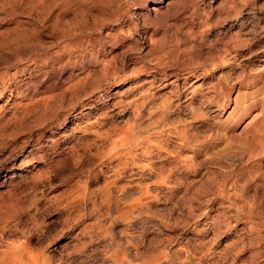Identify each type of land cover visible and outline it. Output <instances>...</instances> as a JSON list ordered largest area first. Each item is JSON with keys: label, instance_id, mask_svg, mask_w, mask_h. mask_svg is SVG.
I'll return each mask as SVG.
<instances>
[{"label": "rangeland", "instance_id": "374dc122", "mask_svg": "<svg viewBox=\"0 0 264 264\" xmlns=\"http://www.w3.org/2000/svg\"><path fill=\"white\" fill-rule=\"evenodd\" d=\"M8 247L264 264V0H0V260Z\"/></svg>", "mask_w": 264, "mask_h": 264}, {"label": "bare ground", "instance_id": "6f19581e", "mask_svg": "<svg viewBox=\"0 0 264 264\" xmlns=\"http://www.w3.org/2000/svg\"><path fill=\"white\" fill-rule=\"evenodd\" d=\"M219 60V59H218ZM219 62V61H218ZM90 76V75H89ZM37 79V78H36ZM194 90H192L191 92H193ZM76 93V92H75ZM143 101H145V100H143ZM134 102V101H133ZM146 103V105L148 104L147 102H145ZM136 104V103H135ZM141 104V103H140ZM151 104V103H150ZM130 105H132V104H130ZM143 106L145 105L144 103L142 104ZM142 105L140 106V105H135V107H134V105H133V114H134V116H135V118L137 119H140V120H143L144 122H146V123H150V124H152V123H155V117L153 116V112H152V110H153V108H152V106L149 108V110L147 111V112H145V110L144 109H141L142 108ZM145 105V106H146ZM141 108H140V107ZM145 106H144V108H145ZM166 106V105H165ZM171 106V105H170ZM132 107V106H131ZM156 108V107H155ZM163 108V107H162ZM167 109H168V107H166ZM162 111H163V109H162ZM154 112H155V110H154ZM165 114V113H164ZM120 115V114H119ZM166 115V114H165ZM164 117V116H163ZM159 120V119H158ZM163 120V119H162ZM154 121V122H153ZM164 128V127H163ZM244 131V130H243ZM128 132H131V131H128ZM127 132V133H128ZM112 133V132H111ZM131 134V133H130ZM133 134V133H132ZM129 135V134H128ZM98 136V135H97ZM130 136V135H129ZM128 137V136H127ZM111 138V137H110ZM132 138V137H131ZM130 138V139H131ZM146 138V137H145ZM158 138V137H157ZM128 139V138H127ZM130 139H128V140H130ZM126 143V142H125ZM128 143V142H127ZM122 144V143H121ZM123 145H124V143H123ZM122 145V146H123ZM128 145V144H127ZM118 147V146H117ZM155 147V146H154ZM75 148V147H74ZM152 148V147H151ZM147 149V148H146ZM92 150V149H91ZM146 151V150H145ZM144 151V152H145ZM81 156V155H80ZM137 160V159H136ZM151 163V162H150ZM144 164V163H143ZM111 165V164H110ZM128 168V167H127ZM144 171V170H143ZM164 172V171H163ZM37 173V172H36ZM172 177V176H171ZM153 178V177H152ZM90 181V180H89ZM187 183V182H186ZM165 185V184H164ZM107 186H108V184H107ZM136 186H137V188L139 189V190H141V192L143 191V194H145V198L147 199V195L149 194V191H150V188L149 187H147L146 185H144L143 183H137L136 184ZM126 187V186H125ZM165 187V186H164ZM89 189V188H88ZM120 189V188H119ZM127 189V188H126ZM87 190V189H86ZM79 191V190H78ZM106 193H105V195H104V202H105V205H107V207H108V210L111 212V207H112V204H113V195H112V193H111V191L109 190V189H107V191H105ZM162 192V191H161ZM221 192V191H220ZM136 193V192H135ZM222 193V192H221ZM87 196L89 197V202L92 204V205H96V202H97V198L94 196V193H88L87 192ZM151 196H153V195H151ZM83 198V197H82ZM73 199V198H72ZM119 199V198H118ZM139 199V198H138ZM117 200V199H116ZM118 201V200H117ZM116 201V202H117ZM138 201V200H137ZM142 201H144V200H142ZM120 202V201H119ZM121 203V202H120ZM38 204V203H37ZM78 203H76V205H77ZM89 205V204H88ZM145 205V204H144ZM148 206V205H147ZM70 207V206H69ZM81 207V206H80ZM138 207H139V205H138ZM143 207V206H142ZM82 208V207H81ZM113 209V208H112ZM141 209V208H140ZM144 209V208H143ZM83 211V210H82ZM113 211V210H112ZM136 211V210H135ZM108 212V211H107ZM68 213V212H67ZM84 213V212H83ZM136 213V212H135ZM124 214V213H123ZM131 215V214H130ZM104 216V215H103ZM33 218V217H32ZM82 221V220H81ZM102 222V221H101ZM100 222V223H101ZM94 223V222H93ZM10 224V223H9ZM102 224V223H101ZM126 224V223H125ZM88 225V224H87ZM6 230V229H5ZM14 230V229H13ZM129 231H131V230H129ZM85 232V230L82 232V233H84ZM101 232V231H100ZM129 235V234H128ZM133 235V234H132ZM238 235V234H237ZM77 236H78V233H77ZM105 236V235H104ZM112 236V235H111ZM96 237V236H95ZM133 237V236H132ZM78 238V237H77ZM122 244V243H121ZM120 246H122V245H120ZM118 247V246H117ZM4 248V247H3ZM129 248V247H128ZM9 249V247L8 248H6L3 252H2V257H1V264H12L11 262H10V260H11V257H12V259H15V261H13L15 264H49V258L50 257H48L47 255H39V257H37V259H35V255H34V257H33V261H32V257H31V254L29 253V255H25V254H23L22 253V255L20 256V255H15V253L16 252H13V254L11 253L12 251H9L8 250ZM36 250V249H35ZM15 251V250H14ZM97 251V250H96ZM113 251V250H112ZM124 251V250H123ZM106 252V251H105ZM126 252V251H125ZM128 252V251H127ZM112 253V252H111ZM117 253V252H116ZM122 253V252H121ZM130 253V252H129ZM19 254V253H18ZM40 254V253H39ZM43 254V253H42ZM13 255V256H12ZM110 255V254H109ZM120 255V254H119ZM123 255H125V254H123ZM123 255H121V256H123ZM170 255V254H169ZM33 256V255H32ZM37 256V255H36ZM165 256V255H164ZM98 257V256H97ZM120 258V257H119ZM52 259V258H51ZM118 259V258H117ZM116 260V259H115ZM75 262V261H74ZM110 262V261H109ZM117 262H118V260H117ZM119 262L120 263H123V261H122V259L120 258L119 259ZM162 262V261H161ZM161 262H159L158 264H160ZM164 262V261H163ZM168 262V261H167ZM116 263V262H115ZM123 264H128V262L126 263H123ZM161 264H163V263H161ZM173 264V263H172Z\"/></svg>", "mask_w": 264, "mask_h": 264}]
</instances>
